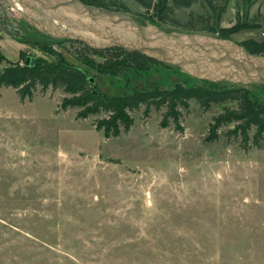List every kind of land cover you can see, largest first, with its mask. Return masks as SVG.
Wrapping results in <instances>:
<instances>
[{
    "label": "rangeland",
    "instance_id": "rangeland-1",
    "mask_svg": "<svg viewBox=\"0 0 264 264\" xmlns=\"http://www.w3.org/2000/svg\"><path fill=\"white\" fill-rule=\"evenodd\" d=\"M120 1L141 23L173 29L135 1ZM191 11L202 12L195 5L176 19L184 23ZM239 21L254 26L232 41H263L264 0L251 7L231 0L221 25ZM35 33L47 34L10 0H0L6 63H23V50L41 55L19 42ZM55 48L86 69L77 61L79 43ZM88 75L109 96L193 82L164 69L131 87L125 78L92 69ZM258 86L247 87L264 100V85ZM67 96L38 88L22 101L14 88H2L0 264H264V139L254 144L255 128L247 144L230 133L235 124L214 140L210 126L223 108L205 111L191 102L181 110L180 128L171 119L163 125L165 108L146 113L143 106L131 113L128 133L106 139L96 129L104 115L79 119V109L61 108Z\"/></svg>",
    "mask_w": 264,
    "mask_h": 264
},
{
    "label": "trees",
    "instance_id": "trees-1",
    "mask_svg": "<svg viewBox=\"0 0 264 264\" xmlns=\"http://www.w3.org/2000/svg\"><path fill=\"white\" fill-rule=\"evenodd\" d=\"M81 1L106 10L130 13V8L120 0ZM133 1L157 21L170 24L173 29L168 30L169 32L199 33L232 40L233 35L254 26L245 21H239L230 27L221 25L222 17L227 12L231 0ZM243 2L247 7H251L256 0H243ZM195 5L200 6L201 13L191 11L184 23L176 19L178 11L190 10ZM33 36L19 42L41 55L22 51L23 63H6L7 59L0 45V99L4 87L14 88L22 101L32 100L38 88L42 91L49 88L61 89L68 95L62 100L63 110L79 109L77 114L79 119L104 115L97 121L96 129L102 131L106 139L118 138L123 133H128L134 125L131 113L143 106L146 107V113L152 107L156 110L165 108L163 125L168 126L171 119L180 128L181 110H189L191 102H196L205 111L217 106L223 108V112L214 118V123L210 126L214 140L218 138L219 130L230 124H235V128L230 133L235 137H241L245 144L250 141V132L254 128L256 129L254 144L259 145L264 139V100L254 95L247 86L231 82L200 81L184 73L193 81L191 84L176 81L171 87L166 88L157 83L153 86L147 85L144 90L128 91L123 96H109L100 91L97 85L91 83V76L88 75L89 69L103 76L125 78L126 87H131L135 81L143 80L146 76L163 69L181 70L162 64L141 52H127L121 48L96 50L77 42L81 45L77 61L85 65V69L69 61L55 48L56 44L74 41L55 39L45 33H35ZM240 45L250 54L264 56V40L249 39L241 42ZM95 56H102L104 59L97 61ZM28 57L31 61L26 64ZM32 60H35L34 65H32ZM251 86L259 87L258 85ZM228 104H235L236 107L231 108Z\"/></svg>",
    "mask_w": 264,
    "mask_h": 264
},
{
    "label": "water",
    "instance_id": "water-1",
    "mask_svg": "<svg viewBox=\"0 0 264 264\" xmlns=\"http://www.w3.org/2000/svg\"><path fill=\"white\" fill-rule=\"evenodd\" d=\"M55 39L81 42L96 50L141 52L200 81L264 85V56L250 54L232 40L162 30L129 14L81 0H10ZM31 61L26 59V64ZM35 60H32L34 65ZM94 83V78H90Z\"/></svg>",
    "mask_w": 264,
    "mask_h": 264
},
{
    "label": "crops",
    "instance_id": "crops-1",
    "mask_svg": "<svg viewBox=\"0 0 264 264\" xmlns=\"http://www.w3.org/2000/svg\"><path fill=\"white\" fill-rule=\"evenodd\" d=\"M21 44V43H20ZM0 45H1V41H0ZM25 46V45H24ZM24 51V50H23Z\"/></svg>",
    "mask_w": 264,
    "mask_h": 264
}]
</instances>
